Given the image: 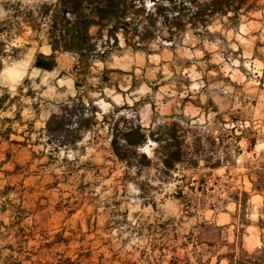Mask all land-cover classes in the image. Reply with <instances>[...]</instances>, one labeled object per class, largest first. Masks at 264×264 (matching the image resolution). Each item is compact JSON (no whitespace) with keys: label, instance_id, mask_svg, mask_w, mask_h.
<instances>
[{"label":"rangeland","instance_id":"rangeland-1","mask_svg":"<svg viewBox=\"0 0 264 264\" xmlns=\"http://www.w3.org/2000/svg\"><path fill=\"white\" fill-rule=\"evenodd\" d=\"M56 1L0 0V264H264V190L251 183L264 172V0L214 16L210 36L188 18L211 0H132L133 18L158 14L139 47L120 36L84 68L59 51L42 70ZM61 113L71 131L94 119L57 149L45 127ZM137 123H176L211 151L194 168H128L110 139Z\"/></svg>","mask_w":264,"mask_h":264},{"label":"trees","instance_id":"trees-1","mask_svg":"<svg viewBox=\"0 0 264 264\" xmlns=\"http://www.w3.org/2000/svg\"><path fill=\"white\" fill-rule=\"evenodd\" d=\"M246 1L249 0H211L203 6L196 4L195 8L191 9L188 18L190 27L202 29V35L210 36L206 28L214 16H225L231 12L232 16L229 19H235ZM132 7V0H57L47 12H43L41 18L51 52L48 56L40 55L35 66L42 70H52L55 67L54 54L59 51H69L76 54L78 65L84 68L87 66L90 57L107 54L108 50L106 49L110 48L111 45H116L120 36L127 46L139 47L137 44L143 42L150 33L158 19V14L147 13L144 16V10L139 8L136 15L139 13L140 16L144 17L136 16L133 18L130 10ZM129 14L132 15V18L126 19ZM173 19L178 18L173 17ZM133 21L137 23L133 24ZM140 21L146 22L141 26V31L138 30ZM174 27L179 29L180 25ZM93 28L96 29L94 42L91 41L92 35L90 33ZM104 36L105 42L101 45L102 48L97 50L96 41L102 40ZM135 37H138V40L133 42ZM81 83L80 80H75L76 90H80ZM81 99L80 95L75 97V100ZM91 119H94L93 113L84 121H78L77 127L71 131L66 127L70 120L66 119L65 113L52 114L45 127L48 141L56 142L55 148L57 149L74 144L80 140L85 130L92 128L93 124L89 123ZM148 139L156 144L151 156L138 150V147L142 146ZM206 140L209 141V139ZM200 142L201 139L198 137H193L192 141H188L183 132L179 133V126L176 123L162 124L157 127L156 132L151 129H144L137 123L121 132L120 137L112 135L110 149L116 159L128 168L134 166L139 171L143 167L155 165L164 173L174 170L178 165L196 167L204 151L206 150V153L211 151V147L204 149ZM209 144L212 146L214 141H210ZM204 161L208 163L209 160L205 158ZM218 165V162H214L210 164V167L213 169ZM252 173L257 177L255 182L250 180L252 188L259 191L264 190V172ZM260 252L264 253V244Z\"/></svg>","mask_w":264,"mask_h":264}]
</instances>
